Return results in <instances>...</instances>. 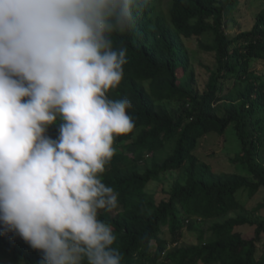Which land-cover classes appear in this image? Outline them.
I'll return each mask as SVG.
<instances>
[{"label": "trees", "instance_id": "obj_1", "mask_svg": "<svg viewBox=\"0 0 264 264\" xmlns=\"http://www.w3.org/2000/svg\"><path fill=\"white\" fill-rule=\"evenodd\" d=\"M159 1L133 9L131 28L111 37L127 51L123 78L107 95L130 100L134 128L114 138L100 178L118 206L98 219L112 226L122 264H264V197L252 207L241 198L264 189V70L255 69L264 66V0L252 27L234 34L226 26L242 0H169L167 13ZM192 37L215 60L202 90L184 43ZM230 126L240 143L230 161L241 171H217L196 148L209 135L223 140ZM58 127L47 135L55 139ZM243 226L253 227L251 237ZM184 227L194 244L178 245ZM3 260L40 264L41 253L9 232L0 234Z\"/></svg>", "mask_w": 264, "mask_h": 264}, {"label": "clouds", "instance_id": "obj_2", "mask_svg": "<svg viewBox=\"0 0 264 264\" xmlns=\"http://www.w3.org/2000/svg\"><path fill=\"white\" fill-rule=\"evenodd\" d=\"M147 2L0 0V234L39 250L40 264H122L98 219L118 206L100 178L114 138L134 128L130 100L107 95L127 51L111 37Z\"/></svg>", "mask_w": 264, "mask_h": 264}, {"label": "rangeland", "instance_id": "obj_3", "mask_svg": "<svg viewBox=\"0 0 264 264\" xmlns=\"http://www.w3.org/2000/svg\"><path fill=\"white\" fill-rule=\"evenodd\" d=\"M169 0H160L159 7L164 13H167ZM262 7L259 0H242L241 4L231 12L230 21L226 26V31L229 34H234L238 31L248 30L252 27L255 15ZM184 43L190 53L191 65L195 72L196 86L199 90H202L208 77L207 67L214 68L215 60L213 53L207 52L201 49L198 45V38L192 37L184 39ZM257 70H264V66L257 64L255 66ZM230 84V82H228ZM240 149V143L236 135L234 134L233 126L227 128L223 140L217 135H209L202 138L196 148L200 159L206 162H210L213 168L217 171L230 172L236 169L230 161V157L234 155L236 151ZM236 170L241 171L240 168ZM173 179L164 183L163 187L168 189ZM159 187V183L151 181L148 185L150 191H153ZM264 197V189L257 192L250 200L245 193H241V198L246 205L252 207L257 202H260ZM246 237L253 235V227L243 226L238 228ZM164 237L168 239V234H164ZM178 245H190L197 241L196 233L193 230L184 227L182 230V236ZM169 247H172L171 245ZM170 249V248H168Z\"/></svg>", "mask_w": 264, "mask_h": 264}]
</instances>
